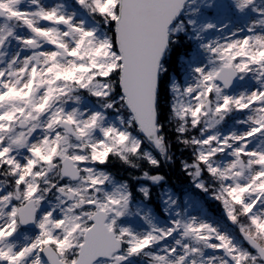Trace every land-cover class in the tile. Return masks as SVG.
Returning a JSON list of instances; mask_svg holds the SVG:
<instances>
[{
    "label": "snow or ice",
    "instance_id": "6c2138e0",
    "mask_svg": "<svg viewBox=\"0 0 264 264\" xmlns=\"http://www.w3.org/2000/svg\"><path fill=\"white\" fill-rule=\"evenodd\" d=\"M0 264H264V0H0Z\"/></svg>",
    "mask_w": 264,
    "mask_h": 264
}]
</instances>
